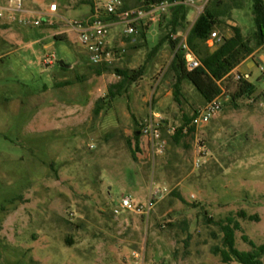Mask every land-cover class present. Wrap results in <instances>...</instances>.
<instances>
[{"label": "rangeland", "instance_id": "rangeland-1", "mask_svg": "<svg viewBox=\"0 0 264 264\" xmlns=\"http://www.w3.org/2000/svg\"><path fill=\"white\" fill-rule=\"evenodd\" d=\"M25 1L31 0H23L24 9ZM217 1L221 9L241 6L213 30L218 35L232 33L228 21L238 22L245 34L255 27L252 0H202L194 9L187 5L189 18ZM51 2L63 16L52 18L56 29L92 10L90 4L72 7L77 0L45 5ZM94 2L103 10L125 1ZM168 14L145 18L147 44L139 29L128 35V24L111 17L110 62L102 66L91 65L76 41L56 40L46 15H31L43 21L39 27L1 26L0 264H225L213 248H223L217 223L227 217L241 224L239 251L252 250L244 235L263 243L264 50L243 66L255 94L233 101L241 82L233 73L220 83L221 111L175 141L183 116L192 117L204 103L187 81L175 101L169 47L148 57ZM188 28L174 35L184 36ZM47 54L55 56L52 65L44 62ZM143 67L145 75L108 105L107 90L120 80L116 70ZM97 68L108 72L98 76ZM154 113L163 123L165 152L154 154L148 142L135 161L127 141ZM123 197L135 206L154 205L140 215L120 207ZM240 211L260 221L241 219Z\"/></svg>", "mask_w": 264, "mask_h": 264}, {"label": "trees", "instance_id": "trees-1", "mask_svg": "<svg viewBox=\"0 0 264 264\" xmlns=\"http://www.w3.org/2000/svg\"><path fill=\"white\" fill-rule=\"evenodd\" d=\"M139 1L140 8L145 11L162 3L170 4L167 23L165 25L160 24V39L150 50L148 57H156L165 47H169L174 52V57L171 62V72L175 77V83L172 86V90L175 101L178 103L180 102V98L183 97V83L185 81L189 82L200 94L204 104L212 102L220 97L223 94L220 83L226 80L232 71L241 65L247 58L252 56L257 49H264V0H252L255 27L250 32L245 34L240 27L232 26L230 27L232 30L231 37L227 38L223 35V41L218 44L214 51L208 49L206 41L211 34L215 32L213 30L222 25V19L230 10L241 8L240 5H235L233 7L229 6L226 9H221V2L217 1L213 5H206L187 34V45L191 51L198 56L201 63L200 67L193 71H188L185 66V54L183 50L179 48L180 40H173L171 37L178 29L190 25L188 21L190 8L184 4L185 0ZM122 9L127 8L122 7ZM136 27L139 29L140 39L147 44V25H145L143 21L136 25ZM51 28L56 29L54 25H52ZM54 38L56 40H64L63 35H55ZM106 72H108L107 68L95 69V73L98 76ZM116 73L120 80L110 85L107 90V98L109 99L108 105L127 92L129 86L139 81L145 75V69L144 67L137 71L117 69ZM255 92L256 87L253 83L242 80L232 100L235 101L241 98L251 97ZM101 102L103 101L97 103L95 110L96 114H99L102 109ZM192 120L193 116L190 118L183 116V124L175 132V141H178L182 137L185 127L190 125ZM136 132H140L139 129H137ZM194 132L195 127H189L187 130V134H192ZM140 136L141 134L139 136H134L136 144ZM128 145L133 160L137 161L136 153L139 152V148L137 146L133 148L130 143H128ZM238 217L241 219H248L249 221L260 220L258 215H248L245 211H240ZM208 220L212 222V218H208ZM217 224L223 234V248L215 247L213 248V253L219 255L223 263L262 264V258L264 257V241L261 245H256L244 235L242 237L243 241L249 244L252 250L241 252L235 247L236 232L242 230L240 222L233 217H227L224 221H220Z\"/></svg>", "mask_w": 264, "mask_h": 264}, {"label": "built area", "instance_id": "built-area-1", "mask_svg": "<svg viewBox=\"0 0 264 264\" xmlns=\"http://www.w3.org/2000/svg\"><path fill=\"white\" fill-rule=\"evenodd\" d=\"M193 2L194 0H187L184 4L191 6ZM169 6L170 4L168 3H162L145 11L142 8L122 9L120 3L115 7V5L110 2L103 10H99L95 7L92 13L82 19L74 21L64 20V33L72 34L75 37L76 43L88 54L91 65L102 66L106 62H110L107 59L106 49L110 36V29L111 26H113L110 20L111 17H116L117 19H121L122 22H126L128 24L126 34L133 35L138 33L136 25L143 22L147 17L154 19L157 12H164ZM56 10L57 5L55 3L51 4L50 11L56 12ZM31 15L32 14L24 10L23 0H8V5L0 7V21L7 19L9 24L27 25L31 27H39L44 24L41 19H34ZM54 24L55 21L52 20V18L47 23V25L50 26ZM171 37L173 40H180L179 48H181L185 54L186 69L188 71H193L200 67L201 63L187 45L186 37L181 35H172ZM222 41L223 36L218 35L217 32H213L206 41V45L209 50L214 51ZM54 59V55L47 54L44 62L46 65H52ZM232 74H230V76ZM235 78L238 81H249L250 75L248 73H236ZM222 95L212 102L198 107L193 115L192 122L185 127L184 132H187L189 127L199 128L208 124L210 120L221 111ZM162 126L163 123L160 121L159 117L151 115L140 130V134L148 138V142L153 148L154 154H163L165 152L166 143L161 138ZM157 195L161 197V191L157 192ZM153 205V201L150 200L148 208L141 205L135 206L130 197H123L120 203L122 209L130 210L140 215H148Z\"/></svg>", "mask_w": 264, "mask_h": 264}, {"label": "crops", "instance_id": "crops-1", "mask_svg": "<svg viewBox=\"0 0 264 264\" xmlns=\"http://www.w3.org/2000/svg\"><path fill=\"white\" fill-rule=\"evenodd\" d=\"M78 2H75L76 4V7L75 5L73 6L72 4V7L76 8V9H79L81 8V6L85 5V4H90L91 7H92V10H91V13L93 12L94 8H95V0H77ZM87 1V2H86ZM125 2L122 4L120 3L121 7H126L127 9H131V7H139L140 8V1L139 0H124ZM187 0H185L186 2ZM199 1H202V0H194L193 4L191 5V7L194 9L196 7V4L197 2ZM27 4V7H25V11L30 13V14H39V15H42V16H48V17H51V18H63L62 16V13H61V9H60V5L57 4L56 2H51L49 4H46L45 5V0H31V1H25ZM55 3L57 5V10L56 12H51L50 11V5ZM81 4V5H79ZM8 5V0H5L3 2H1L0 4V7H4ZM42 8V9H41ZM89 15V14H88ZM86 15V16H88ZM86 16H83L86 17ZM199 15L195 16L193 19H190L189 16H188V21L190 22V25H189V28H188V31H187V34L190 30V28L192 27V25L194 24V22L197 20ZM82 19V18H81ZM227 24H229L231 27L232 26H238L242 29V31L244 32V29L241 27V25L236 22V21H228ZM2 25H5L6 28L7 25H10L7 21V19L5 20H2L0 21V28H2L1 26ZM50 29V28H49ZM52 31V35L55 37V35H63V36H67L66 38L69 40V39H72L75 41V37L72 35V34H65L64 31H65V28L64 27H61V28H57V29H50ZM187 34L184 35L183 37H187ZM232 36V33L231 32H228L226 35H224V37H231ZM65 40V39H64ZM109 42V41H108ZM48 47H50V44L49 45H46L45 46V49H48ZM262 48L260 49H257L254 54L252 56H250L249 58H247L241 65H239L235 70L232 71V73H245L243 72V66L244 64L249 61L250 59H255L256 55L261 52ZM211 51V50H210ZM231 73V74H232ZM155 116H157V114L154 113ZM140 131V130H139ZM136 132V131H135ZM135 132H134V136H135ZM125 135H128L130 133V131L128 129H125L124 131ZM128 143L131 144V146L133 148H135V146H137L139 148V152L137 153H140L142 151V147H147L148 145V138L145 137V136H140V138L138 139L137 141V144H136V141L134 139H132L131 141H127ZM246 148V147H244ZM137 157V156H136ZM246 212V211H245ZM260 217V216H259ZM260 221V220H259Z\"/></svg>", "mask_w": 264, "mask_h": 264}, {"label": "water", "instance_id": "water-1", "mask_svg": "<svg viewBox=\"0 0 264 264\" xmlns=\"http://www.w3.org/2000/svg\"><path fill=\"white\" fill-rule=\"evenodd\" d=\"M140 135V132H135V136H139Z\"/></svg>", "mask_w": 264, "mask_h": 264}]
</instances>
